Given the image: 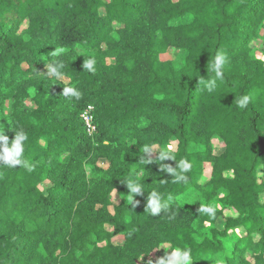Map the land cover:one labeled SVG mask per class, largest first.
Wrapping results in <instances>:
<instances>
[{
	"label": "trees",
	"instance_id": "trees-1",
	"mask_svg": "<svg viewBox=\"0 0 264 264\" xmlns=\"http://www.w3.org/2000/svg\"><path fill=\"white\" fill-rule=\"evenodd\" d=\"M17 133L31 171L0 162V264H264V0H0Z\"/></svg>",
	"mask_w": 264,
	"mask_h": 264
},
{
	"label": "clouds",
	"instance_id": "clouds-1",
	"mask_svg": "<svg viewBox=\"0 0 264 264\" xmlns=\"http://www.w3.org/2000/svg\"><path fill=\"white\" fill-rule=\"evenodd\" d=\"M225 63V57L222 54H217L215 57V67L217 69L216 75L218 78H221L223 76L222 68ZM94 60H88L85 62V67L89 70H93ZM51 71L53 73L56 72L55 68H52ZM214 86V82L212 84L208 85L209 91H211L212 87ZM65 95H77V92L72 87H66L63 90ZM249 101V97L245 96L239 101V106L241 108H244L247 106V103ZM26 139V136L23 133H17L15 138L9 142L8 138L5 136L0 135V141L3 143L0 144V162L9 165L10 167L15 168L16 166L23 165L24 167L28 168L29 171H31V167L28 165L27 161H24L21 159L23 156V147H22V141ZM10 144V147L8 146ZM168 157L166 155L162 156L161 159H167ZM182 166L184 171H188L191 168V165L185 161H182ZM171 172V169H169ZM178 179H185V177H178ZM129 188L131 189V193H139L140 187L133 186L131 183H129ZM149 204L152 207V213L153 215H156L159 213L160 208L157 205V200L155 199V194L149 198ZM200 211L208 213L209 215H214V209L206 206L201 205ZM172 259L167 261V264H181V262H184V264H188L190 260V252L184 251L181 253L179 249L174 250L171 254ZM159 264H165V260L163 258L160 259Z\"/></svg>",
	"mask_w": 264,
	"mask_h": 264
},
{
	"label": "built area",
	"instance_id": "built-area-1",
	"mask_svg": "<svg viewBox=\"0 0 264 264\" xmlns=\"http://www.w3.org/2000/svg\"><path fill=\"white\" fill-rule=\"evenodd\" d=\"M91 110H92V107L89 106L86 110H84L80 114V118L85 124L87 131L89 132H92V130L94 129Z\"/></svg>",
	"mask_w": 264,
	"mask_h": 264
},
{
	"label": "rangeland",
	"instance_id": "rangeland-1",
	"mask_svg": "<svg viewBox=\"0 0 264 264\" xmlns=\"http://www.w3.org/2000/svg\"><path fill=\"white\" fill-rule=\"evenodd\" d=\"M177 54H178V55H177ZM176 56H177V58H176V61H177V60H179V58H180V54L176 52ZM161 57H162V58H170V57H172V52L169 50L168 52L163 53V54L161 55ZM9 107H10V104L7 103V109H9ZM219 149H221V145H220V146H219V145L217 146V150H219Z\"/></svg>",
	"mask_w": 264,
	"mask_h": 264
}]
</instances>
